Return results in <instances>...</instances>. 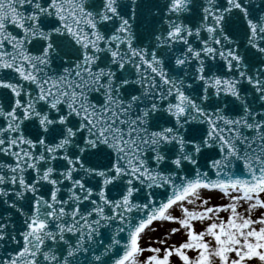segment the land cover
Wrapping results in <instances>:
<instances>
[{"label":"snow or ice","instance_id":"obj_1","mask_svg":"<svg viewBox=\"0 0 264 264\" xmlns=\"http://www.w3.org/2000/svg\"><path fill=\"white\" fill-rule=\"evenodd\" d=\"M174 259L264 264V0H0V264Z\"/></svg>","mask_w":264,"mask_h":264},{"label":"rangeland","instance_id":"obj_2","mask_svg":"<svg viewBox=\"0 0 264 264\" xmlns=\"http://www.w3.org/2000/svg\"><path fill=\"white\" fill-rule=\"evenodd\" d=\"M203 197H204V198H209V197H210V198H211V199H210V203H216V204H218V203H225V201L220 200V195H217V194H207V193H205V194H203ZM198 203H199V202H197V205H192V206H193V207L198 206ZM259 211H261V210H258L256 214H258ZM177 214H178V210H177ZM220 215L226 217V216H227V213H226V212H222ZM205 223H206V222H197L196 227H197L198 229H202L203 226L205 225ZM172 226H175V225H173V224H171V223H164V224L161 226V225L158 224V230H157V231L150 232L148 235H146V236L144 237L143 244H144L145 246H147V244L151 243V244H153V245H155V246H160V245L157 243V238L164 239V238H165L164 233H165L170 227H172ZM183 238H184V233L181 232V233H179V234H176V235H174V236L169 237V238H168V244L176 243V242H178V241H181ZM148 254H150V253L145 252V253H144V256H147ZM194 254H195L194 251L190 250V255H194ZM174 264H175V259H174Z\"/></svg>","mask_w":264,"mask_h":264},{"label":"bare ground","instance_id":"obj_3","mask_svg":"<svg viewBox=\"0 0 264 264\" xmlns=\"http://www.w3.org/2000/svg\"><path fill=\"white\" fill-rule=\"evenodd\" d=\"M242 211H243V209H242ZM220 214V213H219ZM219 214H217V215H219Z\"/></svg>","mask_w":264,"mask_h":264}]
</instances>
